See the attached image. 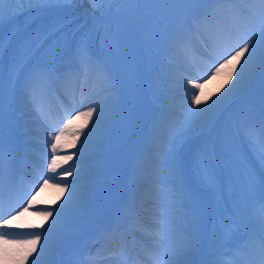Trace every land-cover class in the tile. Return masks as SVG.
I'll return each instance as SVG.
<instances>
[{
  "label": "bare ground",
  "instance_id": "obj_1",
  "mask_svg": "<svg viewBox=\"0 0 264 264\" xmlns=\"http://www.w3.org/2000/svg\"><path fill=\"white\" fill-rule=\"evenodd\" d=\"M146 8L149 7L136 10L139 14ZM35 10H38L36 5H29L12 21L6 19L4 24V28H12V31L24 25L15 32L16 39L3 56L6 89L3 140L6 149L11 144L14 150L11 170L7 161L5 163L4 189L7 190L6 200L10 205L21 204L23 211L27 209L28 219L24 225L28 224L29 230L13 233L10 225L0 220L1 231L8 233L6 237H0V264H33V261L36 264H126L131 255L128 246L144 233V225L150 228L149 233L153 237L156 233L160 234L158 250L166 252L171 243L168 224L176 222L177 215L167 199L172 179L169 170L173 161L181 165L184 178L195 192L201 209L197 224L201 243L189 250L182 259L187 264H209L214 257L225 264L223 257L231 255L233 259H229L230 264H249L254 260V253H237L228 244L236 241L239 246L247 231L255 227L254 204L260 199L259 194L250 193L244 197L241 215H234L233 192L228 188L224 189L222 196L209 192L195 172L194 159L202 149L208 148L214 150L222 160L239 157L258 175L264 174V165L257 160L246 134L247 129L255 125L264 112V96L253 94L264 93V77L258 67L254 65L245 73L244 80L218 108L210 113L200 112L233 89L240 75L244 58L236 65L231 81L227 80L230 67L214 78L208 75L210 65L221 63L214 57L215 49L225 52L232 46L231 41L226 37L220 38L215 48L207 45L206 54L195 53L186 63L181 58L176 59L179 55H174L172 48L159 51L154 57L147 55L139 41L133 14L127 18L128 28L124 25L107 28L93 20L91 15L95 9L92 6L86 5L85 0H76L71 5L59 6L49 12L64 13L68 20L63 24V32L48 43L59 41L63 57L73 40L77 37L80 41L86 39L89 55L108 70L116 91L106 92V85L94 75L87 80L79 76L78 61L73 53L69 58H62L59 66L63 72L77 74L79 78L65 87H58L60 93L56 91L50 97L42 112L30 103L22 87L17 88L14 106L9 110V50L16 47L17 39L36 30L37 16L36 19H30L31 12ZM155 23L154 20L148 23L149 32L155 39L154 51L164 50L159 46L161 37ZM142 30L150 40V34L144 27ZM129 35L136 43L144 63L140 73L146 72L150 78L151 106L148 115L142 117L133 134L137 148L132 167L124 178L128 196L118 204L116 198L121 192L118 171L126 161L130 141L129 125L142 88L136 63L138 54L128 43ZM198 38L203 43L204 39ZM194 52H203V49ZM174 62L180 63L175 66ZM222 85H226L223 90ZM193 94L200 100L199 104L194 102ZM247 94L253 95L246 98ZM230 102L232 110H223ZM241 104L243 108L240 110L255 107V113L246 122H242L239 114L236 117L234 113ZM93 108L97 111H93L91 117L85 115ZM101 108L104 109V119L94 128ZM69 119L71 124H68ZM22 127L25 128L23 131ZM56 127L64 129V135L53 153L51 144L55 140L52 136L58 133L52 130ZM85 137L88 139L85 140ZM53 161L55 171H49L48 166ZM19 171L21 175L18 176L15 193L14 177ZM69 171L71 174H68ZM42 175L55 179L41 182L39 177ZM31 191L34 197L28 200L26 194ZM73 191L74 199L69 202ZM117 204L116 210L98 216L101 209H110ZM30 208L34 210L30 211ZM62 208L57 223L53 225V221L57 220V210ZM48 212H52V215L47 216ZM22 219L25 220L19 215L11 224H23ZM191 227L188 225L189 230ZM41 233L44 235H41L36 250L30 255H27L26 248L4 244L5 239L22 240L14 236L33 239L34 234ZM45 236L48 238L47 247ZM122 241L126 248L123 255L120 254ZM151 244H154L153 240L148 245ZM153 247L157 249L155 244ZM136 261L134 257L132 264H139ZM142 261L152 264L149 254Z\"/></svg>",
  "mask_w": 264,
  "mask_h": 264
},
{
  "label": "snow or ice",
  "instance_id": "obj_2",
  "mask_svg": "<svg viewBox=\"0 0 264 264\" xmlns=\"http://www.w3.org/2000/svg\"><path fill=\"white\" fill-rule=\"evenodd\" d=\"M76 0H0V220L5 225H10L14 220L19 218V211L5 218L3 213L4 207V169L7 161L9 170H11L14 159V150L11 144L5 148L3 140V121L6 103V89L4 83L3 56L6 49H9L12 41L16 39V33H10L5 37L4 24L5 20L12 21L17 15L21 14L24 5H36L38 11L50 12L62 5H71ZM93 8L98 5L110 4L113 2L120 3H140L142 0H89ZM148 2L162 3L165 0H148ZM171 3H196L204 2L215 5V7L204 8L197 16L191 17V22L185 21L178 32L172 36L171 45L174 55L186 53L190 37L195 34L198 37H206L204 43L215 45L218 39L226 37L232 42V46L227 48L222 56L218 59L222 62L215 66V62L209 66L208 75L215 77L222 70L229 68L227 80L231 81L242 58H244L243 67L240 69V75L237 77L233 89H229L225 96L215 101L208 109H201L200 112L210 113L213 109L218 108L224 100L230 97L233 90L245 78L254 65L258 67L261 76L264 77V0H168ZM63 32V25L55 23L49 25L46 29H38L21 39L16 40V47L9 50L8 57V87H7V104L9 110L14 106L16 92L18 87L29 98L30 103L37 111H43V108L50 97L57 91L58 87H65L69 82L75 81L82 76L87 80L89 76L94 75L96 79L106 85L105 91L114 93L116 91L112 78L108 70L97 63L89 55V49L86 39H81L75 50V57L78 61V74L63 72L59 66L62 59L59 41L49 44L48 41ZM246 57V58H245ZM226 85L221 86V90ZM200 87L199 84L196 85ZM196 104L200 103L195 98ZM115 104L116 101L114 100ZM97 111L93 108L85 115L91 117L92 112ZM194 113L193 115H199ZM104 119V109H100L96 120L97 127ZM72 121L69 119L68 124ZM66 127V126H65ZM52 136L55 143L51 144L52 152L55 153L59 142L64 135V129L53 128ZM250 144L254 150L257 160L264 165V112L261 113L260 119L247 129ZM51 135V134H50ZM79 134L77 133V136ZM88 137H85L87 140ZM71 157H68L70 159ZM49 171H55V162L49 166ZM194 169L200 182L205 188L214 194L223 195L225 188L233 192L234 215H241L242 203L244 197L250 193H258L260 199L254 204L255 227L247 231L245 238L237 247V253L252 252L255 259L249 264H264V174L258 175L252 170L246 161L236 158L221 159L214 150L208 148L202 149L194 159ZM68 174H71L70 171ZM169 175L171 183L168 189L167 199L170 208L177 213L176 222L168 224V232L171 235V243L166 252H160L159 242L160 234L156 233L153 243L157 246L156 250L149 253L152 264H187L182 259L186 253L200 245L201 239L197 224L200 220L201 209L197 203L195 192L187 184L181 165L173 161L170 165ZM39 179L47 183L48 179L55 177L40 176ZM39 182V181H38ZM67 187V185H65ZM75 192L69 196V202L74 199ZM27 209H25L26 211ZM62 209L56 212L57 220L53 221L55 225L61 215ZM14 210L9 209V213ZM48 212L47 216H51ZM188 225H191L189 230ZM231 230L229 228V235ZM8 233L0 232V237L7 236ZM41 235L34 234L33 239L9 240L5 239V245H13L27 249V255L36 250V245L40 241ZM47 236H45V247H47ZM43 252L44 249L42 248ZM126 251L125 246H121L120 254ZM27 258V256H25ZM36 264V261H33ZM209 264H221V261L215 257L209 261Z\"/></svg>",
  "mask_w": 264,
  "mask_h": 264
},
{
  "label": "rangeland",
  "instance_id": "obj_3",
  "mask_svg": "<svg viewBox=\"0 0 264 264\" xmlns=\"http://www.w3.org/2000/svg\"><path fill=\"white\" fill-rule=\"evenodd\" d=\"M79 1H82V0H79ZM147 1L148 0H142V2H140V3H146ZM85 3L88 6H92V4L89 2V0H85ZM140 3H130L129 4V3L113 2L110 4L98 5V7L94 10V13L92 14V16L94 15L93 20H95L96 23L100 24L101 26L107 27V28L123 27V25H124L123 19L125 18V16L130 14L136 8V6ZM22 7L27 8L28 5H24ZM157 7H159V9H161V11H163V12L165 9V11L167 12V16L166 15L164 16L163 14H161L160 18L158 15L155 17L149 16L152 14L151 12L154 11V9H150V10L145 11L144 13H142L141 16L142 17L144 16V19L151 18V19H157L158 20L159 31H160L159 36L162 39V42L159 44V46L162 49L166 50V49L172 48L171 42H168L167 38L174 36L178 32L181 25L185 21L190 23L191 17L199 15L204 8L215 7V5H212L210 3H204V2H196V3H189V4L171 3V2H168V0H165V2L158 3ZM31 14H32L31 18L39 16V11L38 10L32 11ZM139 18H140V15L136 19L137 20L136 30L140 36V40H141L142 44L145 46V49L147 51V55L157 57L158 52L159 51L163 52L164 50L154 51L155 47L152 50V45L150 44V40L148 41L145 33L142 30L144 27V23H142L141 20H139ZM162 18L164 19V22H165L167 27H165V25L163 27H160V25H161L160 20ZM67 20H68L67 15H65L64 13L52 14V15L44 18L43 20H41V18H39L37 23H36V26H35L36 30L34 31V33H36L38 31V29H41V28L46 29L49 25H52L55 23L63 24ZM87 21H90V23L93 22L91 20H87ZM81 25H80V27H81ZM145 30L148 32L147 26H146ZM16 31H13V32L15 33ZM4 33H5V37H7L10 33H12L11 28L4 29ZM204 39H207V38L204 37ZM79 42H80L79 37H77L75 40H73L67 48L68 51H67L66 55L63 57L67 58L69 55H72L73 53H75L76 43H79ZM128 43L131 47H135V43H134L133 39L131 38V36H130ZM156 47H158V45ZM139 54L137 55V61H136L137 64H139V62H140V55ZM222 54H224V50L223 49H217L216 53L214 54V57L218 59L220 56H222ZM191 57H192L191 54L187 50L186 53L177 56L176 59L181 58L183 63H186L189 61V59ZM219 61H221V60H219ZM179 63L180 62H174L173 65L178 66ZM217 66H219V63H217ZM149 80H150V78L148 77L147 73L145 72V74H143V87L145 86L143 91H144V94L146 96L145 99H146V103H147L146 104V107H147V113L146 114H148L149 109H150V105H151V92H150V87H149ZM147 89H149V91ZM149 92H150V96H149ZM253 94L264 95V93H262V92H257V93H253ZM253 94H247L245 97L247 98ZM140 99L141 100L138 103L137 109L134 113L135 117H134L133 122L130 126L131 132H134V130L137 126V118L142 112V106H143L144 99H143V96L141 95V93H140ZM142 100H143V102H142ZM227 108L232 110L231 102L228 105L224 106L223 110L227 109ZM241 108H243V104H241L238 109L234 110L235 116L237 117V115L239 114L240 120L242 122H246L249 120L251 115L253 113H255V107L250 106L249 108H245L243 110H240ZM134 145H135V141L133 140V141H131L130 146H129V157H132V155L134 153ZM24 218L27 219V215H25Z\"/></svg>",
  "mask_w": 264,
  "mask_h": 264
}]
</instances>
